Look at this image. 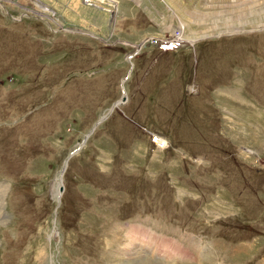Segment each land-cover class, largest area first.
<instances>
[{"label":"rangeland","instance_id":"rangeland-1","mask_svg":"<svg viewBox=\"0 0 264 264\" xmlns=\"http://www.w3.org/2000/svg\"><path fill=\"white\" fill-rule=\"evenodd\" d=\"M60 1L0 0V264H264V0Z\"/></svg>","mask_w":264,"mask_h":264},{"label":"built area","instance_id":"built-area-1","mask_svg":"<svg viewBox=\"0 0 264 264\" xmlns=\"http://www.w3.org/2000/svg\"><path fill=\"white\" fill-rule=\"evenodd\" d=\"M174 38H176V40H177L178 36H176ZM152 138H153V141L156 142L159 146H163L164 147L166 145V143H167L166 140H164L161 136H159L157 134H154L152 136Z\"/></svg>","mask_w":264,"mask_h":264},{"label":"crops","instance_id":"crops-1","mask_svg":"<svg viewBox=\"0 0 264 264\" xmlns=\"http://www.w3.org/2000/svg\"><path fill=\"white\" fill-rule=\"evenodd\" d=\"M42 1H43V0H42ZM44 1H45V0H44ZM116 1H118L119 4H124V3H125V0H116ZM57 2L60 3L61 1H60V0H57ZM66 3H67V7H68V9H69L71 6L68 5V4H72V5L75 4V5H76V4L78 3V1H77V0H67ZM24 8H26V7H24ZM73 9H74V8H73ZM53 12H54V11H53ZM69 12L72 13V12H75V10H72V11H69ZM55 13H56V12H55Z\"/></svg>","mask_w":264,"mask_h":264},{"label":"bare ground","instance_id":"bare-ground-1","mask_svg":"<svg viewBox=\"0 0 264 264\" xmlns=\"http://www.w3.org/2000/svg\"><path fill=\"white\" fill-rule=\"evenodd\" d=\"M53 25V24H52ZM126 100H127V98H126ZM125 100V101H126ZM124 101V102H125ZM119 103H122V102H119ZM61 179L62 178H60V179H58V182L60 183V181H61ZM2 192H0V196H1V198H2ZM159 245V244H158ZM130 250H131V248H130ZM132 255H134L135 254V256H132V257H130V259H132V260H137V259H139V258H142L141 256H140V252H135V253H131ZM141 261V260H140ZM139 262V261H138ZM144 262V261H143ZM150 261L148 260V263H149ZM142 263V262H141ZM142 264H144V263H142ZM150 264H153V262L152 263H150Z\"/></svg>","mask_w":264,"mask_h":264},{"label":"flooded vegetation","instance_id":"flooded-vegetation-1","mask_svg":"<svg viewBox=\"0 0 264 264\" xmlns=\"http://www.w3.org/2000/svg\"><path fill=\"white\" fill-rule=\"evenodd\" d=\"M35 2H37L38 4H39V6H41V8H43V7H46V6H44V3L42 2V1H40V0H35ZM46 9L48 10V11H52V9L49 7H46ZM53 12V11H52Z\"/></svg>","mask_w":264,"mask_h":264},{"label":"water","instance_id":"water-1","mask_svg":"<svg viewBox=\"0 0 264 264\" xmlns=\"http://www.w3.org/2000/svg\"><path fill=\"white\" fill-rule=\"evenodd\" d=\"M126 100V97H123V101H125Z\"/></svg>","mask_w":264,"mask_h":264}]
</instances>
